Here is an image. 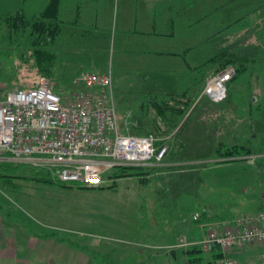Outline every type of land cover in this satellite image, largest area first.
I'll use <instances>...</instances> for the list:
<instances>
[{"label": "rangeland", "instance_id": "1", "mask_svg": "<svg viewBox=\"0 0 264 264\" xmlns=\"http://www.w3.org/2000/svg\"><path fill=\"white\" fill-rule=\"evenodd\" d=\"M263 2L202 0L200 8L207 13L204 21L193 24L191 47L186 53L188 63L182 56L164 60L156 57L158 40L138 42L137 29L121 28L116 20L92 33L80 34L79 30L80 36L66 38L64 44L55 46L57 60L50 78L52 89L61 95L95 89L77 78L83 72L111 73L112 86L104 90L113 100L120 123L127 125L131 111L136 113L140 105L145 106V100L153 93L187 91L188 96H193L199 92L213 68L208 58L218 49L231 43L236 49L243 47V51L253 53L258 43H264V24L257 11ZM17 7L18 0H0V16ZM117 15L119 9L115 11ZM180 46L178 42L172 47ZM19 63L14 56L0 54V98L14 86L28 84L36 72L33 67L30 69V63L18 68ZM250 100L258 115L256 106L264 105V71L239 77L229 86L228 97L222 102L212 104L204 96L193 114L182 119L181 124L186 123L177 135L184 143L182 153L195 158L215 155V148L223 139L218 135L226 134L225 130L217 132L215 127L227 128L234 119L237 122L249 116ZM262 118L264 121V112ZM249 158L247 163L202 159L210 161L199 172L201 203L192 193L180 194L176 207L182 214L181 223H173L169 232L181 229L185 232L194 221L193 213L212 201L221 213L253 212L257 205L254 198L264 194V180L258 175L252 156ZM46 172L44 168H31L19 162L4 172L7 175L0 176V215L15 218L13 226L17 229L7 239L16 243L22 253L25 227L34 235L30 244L33 248L28 249L31 256L28 264H193L183 248H179L177 256H169L170 247L166 249L165 244L169 238L156 232L162 229L141 227L140 196L149 192L150 186L142 187L137 176L117 178L115 186H109V180L102 186L78 187L48 181ZM176 214L173 212V216ZM49 232L55 233L43 236ZM3 241L2 237L0 243ZM257 244L264 249V243ZM201 254L206 258L209 252Z\"/></svg>", "mask_w": 264, "mask_h": 264}, {"label": "trees", "instance_id": "2", "mask_svg": "<svg viewBox=\"0 0 264 264\" xmlns=\"http://www.w3.org/2000/svg\"><path fill=\"white\" fill-rule=\"evenodd\" d=\"M24 1L20 0V6L15 12L0 16V54L14 56L15 59H19L18 68L22 67L26 62L30 63V69L33 67L36 72L31 75L32 77L28 84L19 86H33L41 76H46L49 80L52 76L57 60V51L54 44L57 36L62 32V25L58 19L59 0H50L41 11L33 15H29L24 11ZM258 10L264 24V2L257 7ZM252 46L250 47L252 48ZM256 46V50L253 53L243 51V47L241 48L242 50L236 49L231 43L224 46L221 50L218 49L208 58V64L213 68L206 75L199 92L193 96H188L187 91L180 93H153L149 96L150 98L145 100L146 107L143 104L140 105L136 113L131 111L127 125L122 124V130L124 131L141 135L154 134L161 138L158 142L159 144H168L167 153L161 164L151 166L118 165L103 174L104 181L98 185L102 186L103 183L110 180L111 184L109 186H115L117 178L137 176L142 187L150 186V191L140 196L138 213L141 227L145 226L149 230L162 229L163 231L156 232L159 234L163 232L164 238H175L177 240L176 243L184 237L182 229L175 233H171L169 230L176 221L181 223L182 214L176 207L177 197L180 194L192 193L201 203L202 199H198L201 184L199 172L210 161L202 159H215V163L240 161L247 163L250 159L249 157L252 156L258 175L264 180V125L262 124L264 122L262 121L264 105L262 103H258L256 106L257 112H259L258 115L254 113L253 102L250 100L249 116L245 117V119L241 117L240 121L237 122L234 119L233 124L227 128L220 127L221 125L215 127L217 132L220 133L225 130L226 134L217 133L219 134L218 137L221 136L223 139L218 142L216 148L214 147L217 153L213 156L207 155L195 158L185 155L182 153L184 143L177 139V135L186 123L181 124L182 119L187 114L188 116L193 114L198 102L204 96L209 99L210 103H214L206 94H202L207 80L212 75L229 65L235 66L236 74L229 83V86H231L245 73L264 71V43H258ZM16 86L9 90L16 88ZM201 94L200 100L195 103L197 97ZM17 163L19 162L14 160H0V176L7 175L4 172L13 169ZM23 163H26L31 168H37L36 165L30 162ZM46 174V180L64 185L78 187L96 186L62 181L53 176L50 170H47ZM214 205L216 203L212 201L205 205L202 210H197L196 213L199 215L197 217L194 216L193 220L197 223L207 219L228 218L235 221L236 215L233 210H231L232 212L221 213ZM263 208L264 205L260 204L258 210ZM175 211L177 214L173 216ZM54 233L49 232L43 236H49ZM66 238L61 237L60 239ZM71 243L73 244V242ZM183 249L187 253L189 261L193 262V264H201L204 260H206L207 264H218V260L222 255L219 251H207L212 258H205L201 254L205 250L198 245L187 246ZM198 252L200 254L197 255L196 253ZM177 255L176 247L169 251L171 258Z\"/></svg>", "mask_w": 264, "mask_h": 264}, {"label": "built area", "instance_id": "3", "mask_svg": "<svg viewBox=\"0 0 264 264\" xmlns=\"http://www.w3.org/2000/svg\"><path fill=\"white\" fill-rule=\"evenodd\" d=\"M235 74L233 65L218 71L203 93L215 103L224 101ZM77 81L95 89L61 95L41 76L35 85L16 87L0 98V160L30 162L62 181L83 185L101 184L103 174L118 165L163 162L168 144H159L160 137L122 130L104 90L112 86L111 73L83 72ZM248 243H264V208L236 218L223 230L211 229L196 241L183 237L171 247L198 245L221 252L218 264H236L230 252Z\"/></svg>", "mask_w": 264, "mask_h": 264}, {"label": "crops", "instance_id": "4", "mask_svg": "<svg viewBox=\"0 0 264 264\" xmlns=\"http://www.w3.org/2000/svg\"><path fill=\"white\" fill-rule=\"evenodd\" d=\"M50 0H25L24 11L33 15L41 11ZM202 0H59L58 19L62 25V32L55 40L57 44H64L66 38L74 39L80 34L92 33L94 29H100L105 25H111L112 21L119 22L121 28L133 27L137 29L138 42H145L153 38L158 40L160 47L155 49L156 57L164 60L171 58H184L187 62L186 53L191 47L193 36V24L204 21L206 13L200 8ZM20 0H18V7ZM17 7V9H18ZM16 9V10H17ZM116 9L119 15L115 16ZM216 9L219 11L218 6ZM15 10V11H16ZM13 11V12H15ZM12 13V12H8ZM7 14V13H5ZM4 15V14H2ZM1 15V16H2ZM208 16V15H207ZM68 29L69 31H66ZM79 30L82 33L79 34ZM181 46L172 47L177 43ZM187 42L189 43L187 45ZM89 43V42H88ZM145 53V48L142 50ZM257 205L253 212H240L236 218L242 214L255 213L260 204L264 205V194L256 196L253 200ZM253 206V205H251ZM197 212V210L193 213ZM15 218H4L0 215V241L4 238V243H0V264L4 261L14 262L13 264H28L31 256L28 249L31 247L33 234L25 227L23 252L16 247V243H11L6 236L12 237L15 229L13 222ZM233 220V219H232ZM230 219L204 220L201 223L193 221L184 232V237L189 241L201 239L211 229L223 230L226 226H231ZM29 232V233H28ZM15 236V234H14ZM16 241V240H15ZM175 238L166 242V249L170 250L176 244ZM33 243V242H32ZM179 248L176 247L177 253ZM263 250L262 244L248 243L242 248H235L230 255L236 264H260V253ZM206 258H212L209 253ZM189 261V259H188ZM201 264H207L206 260Z\"/></svg>", "mask_w": 264, "mask_h": 264}, {"label": "water", "instance_id": "5", "mask_svg": "<svg viewBox=\"0 0 264 264\" xmlns=\"http://www.w3.org/2000/svg\"><path fill=\"white\" fill-rule=\"evenodd\" d=\"M173 253H174V251H173Z\"/></svg>", "mask_w": 264, "mask_h": 264}]
</instances>
